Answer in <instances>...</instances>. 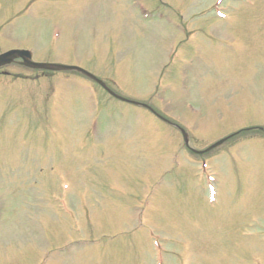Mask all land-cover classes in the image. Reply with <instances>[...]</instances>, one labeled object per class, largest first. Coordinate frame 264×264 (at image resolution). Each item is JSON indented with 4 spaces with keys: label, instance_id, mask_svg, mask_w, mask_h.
I'll list each match as a JSON object with an SVG mask.
<instances>
[{
    "label": "rangeland",
    "instance_id": "obj_1",
    "mask_svg": "<svg viewBox=\"0 0 264 264\" xmlns=\"http://www.w3.org/2000/svg\"><path fill=\"white\" fill-rule=\"evenodd\" d=\"M10 48L149 103L196 149L264 126V0H0ZM154 250L264 264V135L196 156L76 71L1 68L0 264H157Z\"/></svg>",
    "mask_w": 264,
    "mask_h": 264
},
{
    "label": "water",
    "instance_id": "obj_2",
    "mask_svg": "<svg viewBox=\"0 0 264 264\" xmlns=\"http://www.w3.org/2000/svg\"><path fill=\"white\" fill-rule=\"evenodd\" d=\"M21 58L23 63L27 66H31V67H38V68H50V69H73V70H77L82 72L83 74L87 75L88 77L94 79L95 81H97L99 84H101L103 87H105V85L103 84V82H101L99 79H97L95 76H93L92 74H90L89 72L77 67V66H66V65H60V64H46V63H35L32 62L29 59V54L27 51L25 50H19V49H11L8 50L6 52H3L0 54V66L10 63L11 61H13L15 58ZM184 138L185 143L187 144L188 139H187V134L185 133V131L183 129H180ZM227 138V137H226ZM226 138H222L218 141H216L215 143H213L212 145H210L208 149L215 147L219 144H221L224 140H226Z\"/></svg>",
    "mask_w": 264,
    "mask_h": 264
}]
</instances>
